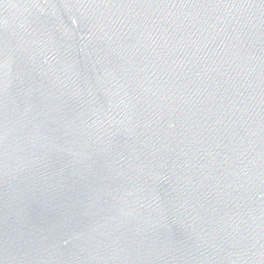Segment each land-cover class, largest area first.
<instances>
[{
	"label": "water",
	"instance_id": "1",
	"mask_svg": "<svg viewBox=\"0 0 264 264\" xmlns=\"http://www.w3.org/2000/svg\"><path fill=\"white\" fill-rule=\"evenodd\" d=\"M0 264H264V0H0Z\"/></svg>",
	"mask_w": 264,
	"mask_h": 264
}]
</instances>
